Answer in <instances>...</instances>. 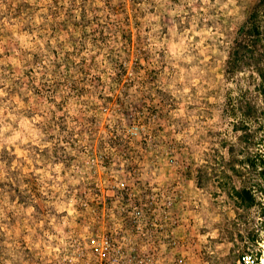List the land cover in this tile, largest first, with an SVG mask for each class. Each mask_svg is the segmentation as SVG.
<instances>
[{"label":"rangeland","instance_id":"1","mask_svg":"<svg viewBox=\"0 0 264 264\" xmlns=\"http://www.w3.org/2000/svg\"><path fill=\"white\" fill-rule=\"evenodd\" d=\"M255 6L264 42L260 0H0V264H263Z\"/></svg>","mask_w":264,"mask_h":264},{"label":"trees","instance_id":"2","mask_svg":"<svg viewBox=\"0 0 264 264\" xmlns=\"http://www.w3.org/2000/svg\"><path fill=\"white\" fill-rule=\"evenodd\" d=\"M260 2L264 4V0H260ZM259 7H253L246 21L237 29V35L229 51L226 64L227 72L229 73L237 72L243 65L247 66L251 74L255 75L256 84L254 86L257 92L262 94L264 99V42L260 35L261 27L256 20ZM238 101L234 108V115L240 118V122L251 120L253 114L261 110L256 104L246 99L244 95L243 97L240 96ZM262 114L264 116V113ZM261 160L262 164H264V158ZM247 162L251 166L255 165L254 160L249 157H247ZM232 190L234 192L233 196H235L239 204L242 202L248 205L253 203L254 197L249 190L245 188H233Z\"/></svg>","mask_w":264,"mask_h":264},{"label":"built area","instance_id":"3","mask_svg":"<svg viewBox=\"0 0 264 264\" xmlns=\"http://www.w3.org/2000/svg\"><path fill=\"white\" fill-rule=\"evenodd\" d=\"M105 242L107 243L108 241ZM242 261L244 264H259L260 262L256 255L249 253L242 255Z\"/></svg>","mask_w":264,"mask_h":264},{"label":"bare ground","instance_id":"4","mask_svg":"<svg viewBox=\"0 0 264 264\" xmlns=\"http://www.w3.org/2000/svg\"><path fill=\"white\" fill-rule=\"evenodd\" d=\"M263 264H264V259H263Z\"/></svg>","mask_w":264,"mask_h":264}]
</instances>
